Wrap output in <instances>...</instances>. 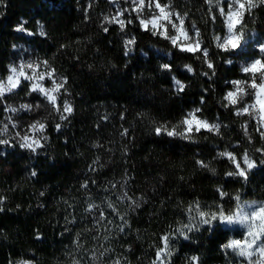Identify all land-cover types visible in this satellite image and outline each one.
Listing matches in <instances>:
<instances>
[{"label": "trees", "instance_id": "obj_1", "mask_svg": "<svg viewBox=\"0 0 264 264\" xmlns=\"http://www.w3.org/2000/svg\"><path fill=\"white\" fill-rule=\"evenodd\" d=\"M174 2L188 13V25L198 26L210 54L219 53L212 55L215 75L211 79L201 74L210 71L202 60L144 31L138 20L126 26L127 35L118 24L107 25L109 31L104 32L103 17L117 12L111 0H4L0 5V78L9 74L15 46L31 43L43 60L67 77L66 97L73 106L68 120L61 121L39 93L28 95L26 84L0 101V123L14 99L27 97L33 104L42 101L41 108L25 116L44 120L47 134L43 148L36 152L14 141L15 146L6 149L0 145V197H4L0 264L22 259L34 264H95L93 246L102 228L108 227L97 223L94 211L86 210L89 203L108 215L114 213L108 207L112 203L127 219L121 232L119 216H111L116 220L114 247L132 264H151L159 237L170 226H179L177 222L187 217L185 208L194 200L208 206L228 203L218 201V185L228 192L243 188L247 200L264 199V165L250 173L248 182H237L225 176L230 161L218 156L226 148L254 153L264 145L255 131L256 121L237 116L231 106H222L227 104L223 97L232 89L226 82L242 77L236 63H226L228 52L217 49L212 41L214 33L223 35L224 17L216 13L217 19L211 21L204 0ZM134 16L125 14L126 18ZM22 23L34 35L16 31ZM40 24L45 36L40 35ZM248 24L264 37V7L255 10ZM130 36L136 37V44L125 56L123 41ZM165 63L172 65V72L161 69ZM184 65H191L193 72ZM173 75L185 84L179 94L172 85ZM195 108L200 109V116L221 124V135L202 130L184 140L152 131L154 123L177 124ZM245 123L251 145L243 133ZM124 129L129 135H121ZM97 157L96 171H91L89 166ZM197 160L210 162L216 175L201 168ZM32 171L37 175L32 176ZM85 182L88 188L81 187ZM125 192L138 199L139 208L121 199ZM230 232L221 225L203 231L205 264L225 261L220 247ZM194 239L190 235L182 242L170 264H184V253L190 258Z\"/></svg>", "mask_w": 264, "mask_h": 264}, {"label": "snow or ice", "instance_id": "obj_2", "mask_svg": "<svg viewBox=\"0 0 264 264\" xmlns=\"http://www.w3.org/2000/svg\"><path fill=\"white\" fill-rule=\"evenodd\" d=\"M113 2H116V0H113ZM3 3L4 0H0V5ZM204 3L208 6L207 13L211 21L214 22L217 19L216 13L224 17L223 23L226 31L223 32V35L214 33L212 36V41L215 43L216 48L224 52L238 49L241 47L242 42H246L249 32L252 31L249 28L248 19L254 20L255 10L264 7V0H204ZM130 4L131 7L129 9H121L115 15L103 17L104 24L102 28L104 32L107 33L109 31L107 25L118 24L119 30L127 35L126 26L132 24L134 19L138 20L144 31H149L151 35L167 40L181 52L192 53L196 59L202 60L203 64H206L210 70L202 72L203 76L211 79L215 75L212 55H219V53L210 54L208 46L204 45V41L201 39L200 30L195 24L191 25V35L189 34V29L185 28V21L188 17L187 12L182 13L175 10L169 0H130ZM146 9L147 12H145ZM125 12H133L136 15L126 18ZM40 29V35L45 36L46 32L43 24H40ZM16 31L34 35V33L27 31L23 23L17 27ZM123 43L124 55L128 56L136 44V37L130 36ZM61 47L65 46L61 45ZM258 48L259 54L249 57L241 65V71L247 78L226 82L232 86V90L227 91L223 97L227 104L222 106L235 108L237 116L247 114L255 119L257 123L255 131L259 133L261 139H264V42H260ZM226 63L231 64L232 61L226 60ZM160 67L166 72L173 71V67L169 63L162 64ZM41 68L43 70L38 71ZM184 68L189 73L193 72L191 65H184ZM26 69L31 70V74H28ZM21 78L31 82L28 95L33 92L39 93L43 97V101H46L47 105L50 106L49 111L58 113L61 121L68 120V117L73 112L72 104L67 99H64L62 104L58 103L62 92L67 93L68 91L65 87L68 83L67 77L61 76L57 78L55 68L47 60L38 63L29 62L19 66H9V75L6 77V82L4 78H0V101H4L7 93H13L21 85ZM46 78L51 82V87H45L42 83ZM172 85L177 94L185 89V84L175 75L172 76ZM245 96H251L253 102L244 103ZM203 103L204 99L202 97L201 104ZM42 106L43 102L38 100L35 104L31 102L21 103L18 108L9 105L6 110L16 113L20 110L32 111L34 108L39 109ZM198 113H200L199 108L191 110L177 124L170 125L167 122L154 123L152 131L157 136L180 137L184 140H191L193 138L191 133L193 131L199 133L201 129L221 135L220 123H210L208 120L202 119ZM9 125L12 128L17 127L11 116L7 118V123H4L3 129L0 130V136L5 135L9 131ZM55 127L59 131L61 125L58 123ZM28 128L33 135H29L27 132L23 134L17 132L11 140L0 139V145L15 146V144H18L20 148L31 152H36L37 149L43 148L44 145L41 140L47 141V136L43 135L46 123L40 119H35L34 122L29 124ZM242 129L244 136L251 145L253 139L248 132V124L245 123ZM121 135H129L128 130L124 129ZM13 141L15 144H13ZM96 146L100 147V145ZM218 156L227 158L230 161L231 168L225 173V176L235 178L237 182L244 181L246 183L249 180L250 173L260 165H264V145L255 148L254 153L247 149L237 153L235 148L232 151L226 148L218 153ZM98 162L99 157L93 160L92 165L89 166L91 171H96L95 165ZM196 163L201 168L207 169L213 175H216V170L210 167V162L197 160ZM31 175L36 176L37 173L32 171ZM81 187L88 188L89 185L85 182ZM113 187H116V185H113ZM216 194L218 201H227L228 203L218 202L208 206L201 205L199 200H194L189 204L185 208L187 221H178L179 227L172 228L170 226V231L159 237L160 244L156 246V259L153 264H168V257L172 254L171 241L175 237H183V239L188 240L189 233L199 232L201 229L213 231L220 225H238L243 229L242 233H240V238H230L222 245L226 253L230 252L239 257L240 264H264V200L244 199L243 188L228 192L222 184L216 187ZM40 195L43 196L44 193L41 192ZM124 198L129 201L130 207L139 208L138 199L129 195L128 192H125L121 197V199ZM3 203L4 197H0V212L4 211ZM96 207V205L89 203L86 210L92 211ZM108 207L119 216L121 224L118 225V229L123 232L125 225H127L126 217L120 214L112 203H109ZM205 208L208 210H205ZM106 219L104 212L100 211L97 223L106 221ZM107 223H112V221H107ZM65 230L67 231V229ZM23 264H29V262L25 261ZM115 264H120V262L116 261ZM189 264H199L198 257L192 256Z\"/></svg>", "mask_w": 264, "mask_h": 264}, {"label": "rangeland", "instance_id": "obj_3", "mask_svg": "<svg viewBox=\"0 0 264 264\" xmlns=\"http://www.w3.org/2000/svg\"><path fill=\"white\" fill-rule=\"evenodd\" d=\"M111 1L114 4V6H116L117 11L121 10V9H129L131 7L130 0H116V2H113V0H111ZM169 2L175 8V10L183 13V11L177 6V4H176V2H174V0H169ZM145 12H147V9L145 10ZM126 13H133V12H125V14ZM196 27L198 28L197 25H196ZM185 28L189 29V34L191 35V25H188L187 19L185 21ZM27 31H29V30H27ZM225 31H226V29H225ZM25 33L27 34V32H25ZM201 39H202V36H201ZM260 42H264V37L261 36L260 34H258L257 32L252 31L251 33L248 34L246 42H242V45L240 48L234 49L231 52H228V60H231L232 63H236L238 65V67L240 68V71H241V65L244 64L249 57H252L254 55L259 54L258 44ZM202 46H204V45H202ZM40 61H43V59L38 55V53L36 52L35 48L31 45V43L21 42L15 46V53H14V56H13V59H12L10 66H19L21 64H26L29 62H37L38 63ZM42 70H43L42 68L38 69V71H42ZM26 72H28V74H31V70H29V69H26ZM241 73H242V71H241ZM56 75H57V78L63 76L58 72H56ZM6 77L4 78L5 82H6ZM246 78L247 77L245 76V74L242 73V77L237 78V79L242 80V79H246ZM237 79H234V80H237ZM42 83L44 84L45 87H51V82L49 80H47V78ZM23 84L28 85L29 88L31 86L30 81H27V80H24L23 78H21V85L17 89H15L14 92L16 90H18ZM230 90H232V89H230ZM249 91H251V90H249ZM7 94H10V93H7ZM64 99L68 100V98L66 97V93L62 92L61 97L58 100V103H61L60 101L64 100ZM243 102L244 103H252L253 102L252 97L251 96H245ZM21 103H29L28 98L27 97L16 98L13 100V102H11V104H8L7 106L11 105V106L18 108ZM6 109H7V107H6ZM234 110H235V108H234ZM27 112H29V111L20 110L16 113H11V112H8L6 110L4 119L0 123V130L3 129L4 123H7V118L9 116L13 117V120L15 121L17 127L12 128L11 125H9V131L5 135L0 136V139H10L11 140L17 132H21L22 134L27 132L29 135H33V133H31L29 131V128H28L29 124L34 122L35 119H40L42 122H44V120H42L41 118H36V117H32V116L26 117L25 113H27ZM241 116H247L249 119L256 121L255 119H253L252 117H250L247 114L241 115ZM200 117L202 119L208 120L210 123L216 122V121H210L209 119L202 117V116H200ZM217 123H219V122H217ZM202 130L203 129H201V131ZM193 133H196V132L193 131ZM43 135L47 136L46 129H45ZM43 141L44 140H41V143H43ZM9 146L10 145H2V147L5 149ZM248 200L259 201V200H264V199H248ZM98 208L99 207L97 206L96 208H94L92 210V211H94L95 220L97 221L99 214H100V211H103L105 214V217L107 218L106 221H103V222H104L105 226L108 227V229L102 228L103 231L100 232L101 236L99 238H97L96 245L93 246L91 256L94 259V263L95 264H115L116 261H119L120 264H132L129 260L126 259V257H124V256L122 257L121 252L117 251L118 249L116 250V248L114 247L115 246L114 242H115L116 238L113 237V234H115V232L112 229H114L116 227V220L111 216L112 215L115 216L116 213H112V214L108 215L107 212L102 207H101V209L100 208L98 209ZM107 221H112V223H107ZM182 221L186 222L187 217L183 218ZM104 224H102L101 227H103ZM221 226L231 229L230 237L228 239L240 238V233H242V231H243V229H241L240 226H238V225H221ZM99 229H98V232L100 231ZM203 231L204 230L201 229V231H199V232L189 233V238H190V235H194L195 241L194 240H192L193 242L191 241V244L193 245V247L190 248V251H188V253L191 254L190 258L192 256L198 257L199 264H205V260H204L205 256L203 254L204 248L201 245V242H202L201 236L203 234ZM184 240L185 239H183V237H175L171 241L172 254L168 257V264L171 263L173 256L177 255V253H179L181 246H182V242ZM222 245L220 247V250L223 251V253L225 255V261L222 263H213V264H240V258L236 257L234 254H232L230 252L226 253V251L222 248ZM198 249H200L201 252L192 254L194 251H199ZM202 254H203V256H202ZM182 255H183L182 261L184 262V264H189L190 258L189 257L187 258V255L185 253ZM155 259H156V256L151 259L150 263L153 264V261ZM25 261L29 262V264H34V262L32 260H29V259H22V260L16 262V264H23V262H25Z\"/></svg>", "mask_w": 264, "mask_h": 264}]
</instances>
